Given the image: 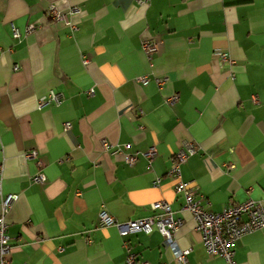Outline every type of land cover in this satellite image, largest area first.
Listing matches in <instances>:
<instances>
[{"label":"crops","instance_id":"0c3cea01","mask_svg":"<svg viewBox=\"0 0 264 264\" xmlns=\"http://www.w3.org/2000/svg\"><path fill=\"white\" fill-rule=\"evenodd\" d=\"M52 3L78 9L74 28L46 13ZM144 39L156 43L150 57ZM50 91L61 100L40 106ZM184 140L195 151L180 178L201 206L264 202V0H0V188L17 194L4 216L10 264H125L128 252L134 264H178L156 228L121 236L99 224L101 209L124 222L158 200L181 220L185 264H229L206 252L166 174ZM233 250V264H264V228Z\"/></svg>","mask_w":264,"mask_h":264},{"label":"built area","instance_id":"2783aa9c","mask_svg":"<svg viewBox=\"0 0 264 264\" xmlns=\"http://www.w3.org/2000/svg\"><path fill=\"white\" fill-rule=\"evenodd\" d=\"M139 3H145V0H137ZM78 11L77 8L71 6L69 12L60 11L55 4H49L46 13L55 21H63L65 24L74 28V24L69 19L68 14ZM32 26H29V29ZM142 50L147 57H150L156 50V43L152 39H144L141 43ZM213 54L220 60H229L225 51L216 49ZM17 66L15 65L14 68ZM138 80L145 84L147 82L146 76H140ZM165 79L159 78L158 83L162 84ZM62 95L58 92L50 91L46 98L40 101V106L50 102L58 103ZM253 101L257 99L252 97ZM167 102L171 103L176 100V95L166 97ZM70 123L65 122L64 127L67 129ZM103 147L107 146L106 141L102 140ZM130 143L123 144V148H129ZM195 148L193 143L184 140L177 151L173 155L172 164L167 170V175L176 179L174 184V191L182 195L184 204L183 208L187 210L195 221V228L199 231L201 242L205 250L210 255H220L223 259L233 264V245L236 239L243 234L251 232L256 229L264 228V202L247 199L243 202L229 204L218 212H213L201 206L194 193V187L190 182H185L180 178V165L194 153ZM119 152V149H115ZM155 154V148L151 146L146 155L149 157V162ZM35 151L26 153L27 157L35 156ZM124 160L129 165L136 161V152L124 153ZM44 175L42 172L36 173L32 180L37 183H43ZM159 178L156 179V182ZM0 264H10L8 257L10 248V237L7 233V223L5 221V213L10 207L11 203L16 199V193L2 194L0 188ZM152 213L148 216L128 219L124 222L118 221L112 215L108 214L104 209L99 211V224L102 226L115 225L118 233L123 236L129 233L144 232L149 233L153 228H156L163 236V243L166 247L172 250L173 259L178 264H185L188 249L180 248L175 240V231L181 223L180 218L173 215L170 205L163 200L154 201L150 204ZM134 255L128 252L125 264H134ZM26 264V263H23ZM140 264H147L145 261Z\"/></svg>","mask_w":264,"mask_h":264}]
</instances>
